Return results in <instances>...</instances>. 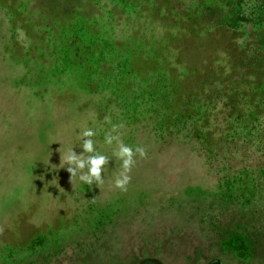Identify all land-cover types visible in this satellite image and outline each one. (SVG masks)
I'll use <instances>...</instances> for the list:
<instances>
[{
    "label": "rangeland",
    "instance_id": "obj_1",
    "mask_svg": "<svg viewBox=\"0 0 264 264\" xmlns=\"http://www.w3.org/2000/svg\"><path fill=\"white\" fill-rule=\"evenodd\" d=\"M179 250L264 264V0H0V264Z\"/></svg>",
    "mask_w": 264,
    "mask_h": 264
},
{
    "label": "clouds",
    "instance_id": "obj_2",
    "mask_svg": "<svg viewBox=\"0 0 264 264\" xmlns=\"http://www.w3.org/2000/svg\"><path fill=\"white\" fill-rule=\"evenodd\" d=\"M84 135L90 137L93 135V133L91 130H88L84 132ZM107 140L108 143H111L112 137H108ZM84 149L87 152L93 151V143L90 139L85 141ZM137 153L141 157L145 155L144 150L140 147H137L134 150L132 147L124 145L122 142L119 143V149L116 155L123 162L122 163L123 171L120 173V176L115 180V186L120 190H126V185L131 179L128 173H130L131 167L135 163L134 157L136 156ZM65 159L68 161L69 164H75L76 167L80 169H83L85 167V162L83 160L78 159L75 153H71L67 155ZM88 163L90 165L89 172L87 174L81 175L80 179L87 183H92L93 180L97 182H102L101 170H102V166L107 163V158L102 155L92 156L89 157ZM68 171L69 173L75 175L74 168L70 167L68 168Z\"/></svg>",
    "mask_w": 264,
    "mask_h": 264
},
{
    "label": "crops",
    "instance_id": "obj_3",
    "mask_svg": "<svg viewBox=\"0 0 264 264\" xmlns=\"http://www.w3.org/2000/svg\"><path fill=\"white\" fill-rule=\"evenodd\" d=\"M141 243L140 241L138 240V235H135V236H132L128 239V241L125 242L124 244V251H123V255H125V257L127 256H133V257H136L137 259L139 258L140 256V252H141ZM180 251V250H179ZM185 251H180V254L178 253V251L174 254V259L173 261L171 262V264H179L177 262L178 260V257H180V255H185ZM185 258V257H184ZM186 259V258H185ZM148 261H153L154 259H147ZM146 260V261H147ZM145 261V262H146ZM143 262L144 264H147ZM154 264H160V263H157L155 261H153Z\"/></svg>",
    "mask_w": 264,
    "mask_h": 264
}]
</instances>
